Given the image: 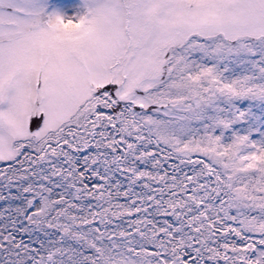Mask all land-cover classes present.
<instances>
[{"label": "snow or ice", "instance_id": "snow-or-ice-1", "mask_svg": "<svg viewBox=\"0 0 264 264\" xmlns=\"http://www.w3.org/2000/svg\"><path fill=\"white\" fill-rule=\"evenodd\" d=\"M0 264H264V0H0Z\"/></svg>", "mask_w": 264, "mask_h": 264}]
</instances>
